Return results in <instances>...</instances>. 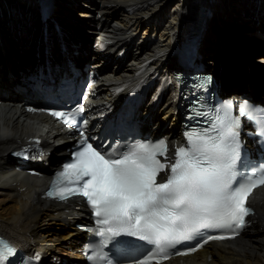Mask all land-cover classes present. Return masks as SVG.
Wrapping results in <instances>:
<instances>
[{
    "label": "bare ground",
    "instance_id": "obj_1",
    "mask_svg": "<svg viewBox=\"0 0 264 264\" xmlns=\"http://www.w3.org/2000/svg\"><path fill=\"white\" fill-rule=\"evenodd\" d=\"M23 1L0 0V30L5 34H12V27H29L31 33L34 28L41 29V8L52 7L54 1L59 2L55 16L61 18L57 23L70 30L76 25L81 26L74 22H87V27L90 28L88 31L95 33L94 51L89 62V72L95 76L89 90L98 102L91 108V114L99 121L97 130L105 127L120 105L124 108L123 104L136 94L147 93L150 98L145 113L151 114L154 111L155 114L151 117L157 123L155 128L159 125L161 128L168 126L166 136L173 141L179 138L178 128L181 124V104L175 101L177 85L173 78L178 58L173 59L180 55L177 50L185 30L197 23L200 31L196 45L209 54L212 52L203 56V59L206 58V68H213L214 63L217 64L220 60L219 52L213 49L217 47L220 51V47L227 46V43H224L221 31L216 32L215 38H210L212 19L222 9L228 8L239 15L237 19L244 21L247 14L256 11L250 8L257 5L247 0H179L177 8L174 7L169 12V0H81L82 4L74 0H33L30 4ZM227 2L229 4L226 6ZM181 6L184 7L179 8ZM201 6H205L208 12L204 21L199 18ZM257 7L259 9V4ZM195 13L197 15L193 17ZM259 14L258 18H250L257 19L256 26L263 27V8ZM191 18L194 19L190 24ZM51 19L45 23L47 27ZM247 33L238 35V39L251 40ZM23 34L25 37L26 33ZM153 34V38L147 37ZM256 34L264 37L260 28H257ZM144 39L146 42L142 43ZM215 39L218 46L210 48L208 45L211 42L215 45ZM187 45L188 43L182 48ZM240 50L243 55L252 53L243 47ZM36 54L25 57L23 66H28ZM125 56L130 59L124 61ZM211 56L213 59H210ZM258 62L264 63V56ZM107 63H112V69L102 72V69L108 67ZM28 81L29 79H25V83ZM21 89L22 87H18L19 91ZM6 93L7 96L0 95V233L17 247L40 255L45 260L81 258L77 232L64 226L66 235H60L65 234L61 225L69 224L74 228L73 222L80 214L82 205L73 200L61 204L50 202L42 193L50 181L48 171L56 165L57 154H63L61 152L64 150L58 144L62 141V135L67 132L36 105H21L17 98L13 99L8 91ZM242 94L243 92L234 90L231 97ZM152 106L154 110H150ZM30 145L42 149L47 157L46 161H50L49 168L19 169L18 164L11 159L10 151ZM251 201L256 211L253 218L256 225L248 238L244 236V231L241 237H236L233 241L209 244L208 246L214 247L210 249L207 246L194 256L173 259L165 264H264V189L255 192Z\"/></svg>",
    "mask_w": 264,
    "mask_h": 264
},
{
    "label": "snow or ice",
    "instance_id": "obj_2",
    "mask_svg": "<svg viewBox=\"0 0 264 264\" xmlns=\"http://www.w3.org/2000/svg\"><path fill=\"white\" fill-rule=\"evenodd\" d=\"M50 114L65 125L77 124L76 113L71 111ZM258 115L260 134L264 136V109ZM238 128L239 121L225 109L214 118L209 130L186 134L187 146L175 148L170 162L166 142L138 143L125 151L106 152L85 137L73 162L60 174L67 186L56 188L55 195L61 199L74 195L86 198L97 218L98 235L146 241L156 249V264L169 259V250L178 244L203 235V229H222L231 235H209L199 247L208 240L235 238L245 227V217L253 211L246 206L249 195L264 185V174L245 182ZM213 130L216 135L210 134ZM158 157H164V161ZM161 172L165 175L160 176ZM196 250L193 247L172 254L188 255ZM12 255L13 247L0 238V264H6ZM97 258L111 264L107 254L96 253L93 259ZM152 259L149 257V261Z\"/></svg>",
    "mask_w": 264,
    "mask_h": 264
},
{
    "label": "rangeland",
    "instance_id": "obj_3",
    "mask_svg": "<svg viewBox=\"0 0 264 264\" xmlns=\"http://www.w3.org/2000/svg\"><path fill=\"white\" fill-rule=\"evenodd\" d=\"M74 1L76 3L82 4L81 0L79 2H77L76 0ZM178 1L179 0H169L167 10L170 12L174 10L173 9L174 7L177 8L176 5L178 4ZM248 1L249 3H256L257 5L259 4V9L258 7H255L257 5L254 6L255 8H250L251 10L255 9L256 11L250 12L249 14H247L248 16L244 17L246 15L245 14L243 16L244 21L237 19L236 17H238L239 15L237 13L234 14L232 10L228 8L222 9L223 11H221L219 15H217L214 19H212L213 22L211 21L212 25L210 23L209 32L211 33L210 38H215L217 36L216 32L218 31L222 32V35L225 40L224 43H227L226 49L224 51V56L230 57L231 65H238L237 62L240 63L241 65L245 64L248 67L249 73H256V75L253 76L252 80L248 81L247 85H245L242 89L240 87V84L237 83L233 77L227 78L228 83L226 84V88L232 92L237 89L238 91L239 90H249L250 92H253L254 94H256V96H258L259 98L260 97L264 98V82H262L264 81V67L259 66V65L264 66V63L260 64L258 62V59L264 56V53H263L264 37H262L261 34H256L257 28H260L262 34H264V26L263 27L256 26L257 19L254 20L250 18L251 16L253 18H258L260 16L259 14L260 9L262 8L264 12V0H247V2ZM23 2L30 4V3H33V0L32 2L31 0H24ZM58 3L57 1H54L53 11L50 12L47 17V19L48 18L50 19L52 18V19H51V22H48V27L46 26L47 28V32L45 33L46 35L44 34V36H41L40 39H39V36L37 37L35 36L33 39L35 43L39 44L38 55L36 54L38 60L35 66H38L40 65V63L46 61L45 63L49 66V69H51L52 75L55 74V71H54L55 68L53 67L57 62L67 65V64H70L71 62L74 64L83 63L86 60L90 59L94 51L95 37H96L95 33H91V31H88V29L90 28L87 27V22L86 23L74 22V23H80L81 26L76 25V27L74 28L71 27L70 30H67L66 28H64L62 24L57 23L59 18H61L60 16L58 18L55 16L56 15L55 12L58 10ZM228 4L229 3L227 2L226 6ZM184 6H181L179 8H182ZM201 7H205V6H201ZM90 18L93 19L91 15H90ZM214 21H216V23ZM22 28L23 27H21V29ZM230 28H232L233 30H230ZM35 30L36 32H39L41 29L34 28L32 32ZM49 30L50 32H48ZM246 32H248L247 35H250L251 40L246 41L247 39L244 38V41H243L242 38L238 39L237 37L238 35H241L242 33H246ZM23 33L27 34L26 29L18 30V32L15 34V41L14 42L10 41L4 44L0 48V93L4 94L5 92V94H7L6 91H8L9 94L13 96V98H18L20 101L25 100V99L33 101L34 96L36 94L34 91L33 81L36 80V77L39 71H36L35 73H32V71H28V74H32V79H30L32 81V85H31V88L26 89L27 91L26 93L25 89L23 91V87L26 84L25 79L27 75H25V73L27 72L24 70L23 63L25 61L24 59L25 57L34 56L35 53H37V51L30 44V41H26V34L24 37ZM10 35L11 34L7 35L5 34V32H2L0 30V36L5 38L6 40H9V38L12 39ZM33 35L31 37H33ZM154 36L155 35L153 34L147 37L151 39ZM141 37H143V34L141 35ZM23 38L25 39L24 42L22 41ZM252 38H255V39H252ZM145 39L142 40V43L146 42ZM216 41L217 40L215 39V45L213 44V42H211V44L208 46L210 48L214 46H218ZM241 42H243V44H241ZM245 43L247 44L244 45ZM241 47H243V49L245 50L252 49L251 50L252 52H258L255 60L254 61L252 60L251 53L249 55H243L244 54L243 51L240 50ZM64 50H66V52H64ZM213 50H216V52L217 53L219 52V54L222 53L221 47H220V51H219V48L217 47ZM178 51L179 50H177V52ZM198 53L200 54V58L202 56L205 57L206 55L212 54V52H210V54L209 52H205L203 48H199ZM177 58L178 57H175L173 60ZM129 59L130 57L125 56L124 61H128ZM205 59L206 58L203 59L202 57V60H205ZM202 60H200L199 62H201ZM30 61L31 62L34 61L33 57L31 58ZM30 61L28 65H30ZM112 63H107L108 67L105 68L103 72H107L108 70L112 69V66H113L111 65ZM176 63L179 66L178 60H176ZM207 66H210V64H207ZM256 81L257 83L255 84ZM235 86L237 87V89H234ZM18 87H22L21 91L18 90ZM29 90L31 91L29 92ZM30 94L34 95L31 99L29 98L31 97ZM149 95H148V99L150 98ZM144 109H145V106H143V110H142L143 114L145 112ZM143 114H142V117H144ZM153 114H155L154 111L153 113L149 114L148 120H150V117ZM255 225L256 223L254 224V226ZM64 226L66 225H61V229L65 232V234H61L60 237L66 235V230ZM253 230L247 231L245 233L246 238H248V236L253 233ZM58 261H61V260H58Z\"/></svg>",
    "mask_w": 264,
    "mask_h": 264
},
{
    "label": "water",
    "instance_id": "obj_4",
    "mask_svg": "<svg viewBox=\"0 0 264 264\" xmlns=\"http://www.w3.org/2000/svg\"><path fill=\"white\" fill-rule=\"evenodd\" d=\"M256 57V55H254V58ZM84 67V65H82V66H80V68H83Z\"/></svg>",
    "mask_w": 264,
    "mask_h": 264
}]
</instances>
